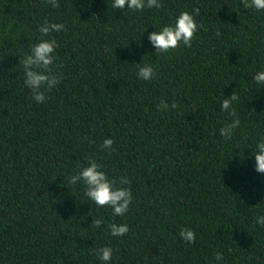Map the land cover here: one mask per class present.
I'll return each instance as SVG.
<instances>
[{
  "label": "trees",
  "instance_id": "1",
  "mask_svg": "<svg viewBox=\"0 0 264 264\" xmlns=\"http://www.w3.org/2000/svg\"><path fill=\"white\" fill-rule=\"evenodd\" d=\"M159 2L137 12L113 0H0V264H104L105 246L108 264H264V173L254 170L264 85L253 81L264 71V11ZM182 11L198 26L191 46L156 54L148 35ZM45 21L64 30L42 37ZM41 39L57 42L60 82L37 102L19 61ZM137 64L156 75L138 79ZM233 92L240 124L226 139L220 128L233 118L220 105ZM90 160L131 191L124 216L97 208L83 181L67 183ZM111 223L128 233L112 237Z\"/></svg>",
  "mask_w": 264,
  "mask_h": 264
},
{
  "label": "clouds",
  "instance_id": "2",
  "mask_svg": "<svg viewBox=\"0 0 264 264\" xmlns=\"http://www.w3.org/2000/svg\"><path fill=\"white\" fill-rule=\"evenodd\" d=\"M53 7H59L58 0H46ZM241 4L245 9H254L257 11H264V0H241ZM131 9L134 11H142L145 8L161 7L159 0H113L112 7L114 9ZM193 12L199 14V9L194 8ZM198 26L192 14L187 11H182L175 20L174 25L163 26L161 30L152 32L148 35V40L155 48L156 54H164L169 50L177 48L181 43L190 47L194 34L197 32ZM64 30L63 24L45 23L38 27V32L42 37H47L50 32H57ZM57 46L55 39H41L40 42L34 44L31 48L30 54L24 56L19 63L23 66L24 85L30 89L33 98L37 102H43L45 94L50 92L59 82V75L55 74L53 65L55 61L54 52ZM138 66V79L148 81L151 80L156 73L150 66ZM253 81L256 84L264 85V71H259L253 76ZM239 97L233 92L226 97L220 107L227 111L228 115L232 117L230 123L225 124L220 128V135L226 139L232 136L233 130L239 127L240 121L235 109L232 107L234 101H238ZM176 108V104L171 105ZM169 105L161 102L157 105L158 110H167ZM113 140L105 139L101 145L104 149H112ZM114 151V149H112ZM110 154V153H109ZM255 165L254 170L257 173H264V139H261L256 144ZM103 165L98 164L94 160H90L86 167H83L77 175L68 177L67 183L75 185L83 181L85 187V196L95 204L97 208L110 207L113 215L124 216L128 212L129 206L132 202V193L127 187L116 188L114 185L116 181L108 178L101 169ZM121 185H127L130 181L126 177L119 180ZM256 223L264 227V215L256 218ZM92 227L99 228L102 220L94 218ZM108 230L112 237L124 236L128 233L129 228L126 224L111 223L108 225ZM180 239L191 244L195 242V232L188 228H181L178 233ZM113 250L110 247H102L97 251V258L108 264L112 259ZM215 260L222 261L223 253L217 251L215 253Z\"/></svg>",
  "mask_w": 264,
  "mask_h": 264
}]
</instances>
